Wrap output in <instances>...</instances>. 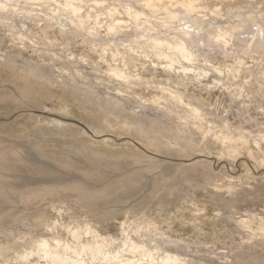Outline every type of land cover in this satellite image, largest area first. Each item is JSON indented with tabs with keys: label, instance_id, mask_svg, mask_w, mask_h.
<instances>
[{
	"label": "rangeland",
	"instance_id": "obj_1",
	"mask_svg": "<svg viewBox=\"0 0 264 264\" xmlns=\"http://www.w3.org/2000/svg\"><path fill=\"white\" fill-rule=\"evenodd\" d=\"M0 2V264H264V0Z\"/></svg>",
	"mask_w": 264,
	"mask_h": 264
},
{
	"label": "bare ground",
	"instance_id": "obj_2",
	"mask_svg": "<svg viewBox=\"0 0 264 264\" xmlns=\"http://www.w3.org/2000/svg\"><path fill=\"white\" fill-rule=\"evenodd\" d=\"M74 1V0H73ZM76 1V0H75ZM101 2V1H100ZM73 3V2H72ZM96 3V2H95ZM68 4V3H67ZM98 4V3H97ZM60 5V4H59ZM101 5V4H100ZM190 7H193V2H189V4H188ZM4 6H6L5 4H4V2L3 3H1L0 2V8H2V9H7V8H5ZM70 6H71V8L77 13V15L79 14L78 12H79V10L81 9V5L80 6H78V5H74V4H70ZM7 7V6H6ZM101 7V6H100ZM108 7V6H107ZM117 7V6H116ZM102 8H105V7H102ZM62 9V8H61ZM85 9V8H84ZM179 9V8H178ZM64 10V9H63ZM98 10V9H97ZM113 10V9H112ZM88 11V10H87ZM108 11V10H107ZM120 11H122V10H120ZM129 13H131L130 11L131 10H127ZM178 11H180V10H178ZM184 11V10H183ZM182 11V12H183ZM190 11V10H189ZM72 12V11H71ZM137 12V11H136ZM181 12V11H180ZM185 12V11H184ZM95 13V12H94ZM98 13V12H97ZM138 14V13H137ZM171 15H173V14H171ZM166 16H168V15H166ZM180 16H182V15H180ZM79 17V16H78ZM180 18V17H179ZM36 19V18H35ZM115 19V18H114ZM117 19V18H116ZM120 19V18H119ZM176 19V18H175ZM124 20V19H123ZM119 21H121V20H119ZM151 36V35H150ZM161 37V36H160ZM162 38V37H161ZM132 39V38H131ZM141 39V38H140ZM145 39V38H144ZM170 40V39H169ZM143 43H146V42H144V41H142ZM159 44H161V45H168V46H170V47H172V46H174V45H172L169 41H161L160 40V38H159V41H157ZM192 43V42H191ZM193 44V43H192ZM142 45V44H141ZM143 45H146L147 46V44H143ZM148 45H153V44H148ZM188 45H191V44H188ZM137 46V45H136ZM154 46V45H153ZM126 47V46H125ZM139 47V46H138ZM122 48V47H121ZM175 48H177V49H179L183 54H184V52H188L189 50H187V47L185 46V44L183 43V44H181V43H178L177 45H175ZM161 49V48H160ZM166 49V48H165ZM196 49V48H195ZM192 50V49H191ZM134 51V50H133ZM179 51V52H180ZM152 52H153V50H152ZM143 53V52H142ZM126 54V53H125ZM198 54V53H197ZM173 55H175V54H173ZM137 56V55H136ZM156 56V55H155ZM162 56V55H161ZM164 56V55H163ZM198 56V55H197ZM196 56V57H197ZM176 57H177V55H176ZM173 58V57H172ZM171 58V59H172ZM177 59H179V58H177ZM176 60V59H175ZM171 61V60H170ZM187 61V60H186ZM185 62V61H184ZM190 62V61H189ZM177 63H178V61H177ZM182 63V62H181ZM179 64V63H178ZM189 64V63H188ZM188 64H186L187 65V67H188ZM194 64V63H193ZM170 65H172V64H170ZM185 65V64H184ZM180 66V65H179ZM190 66V65H189ZM129 67V66H128ZM185 67V66H184ZM207 67V66H206ZM179 68V67H178ZM190 68V67H189ZM117 69H119V68H117ZM192 69H194V68H192ZM124 70V69H123ZM130 70V69H129ZM183 70H185V69H183ZM118 71V70H117ZM174 71H175V67H174ZM187 71V70H186ZM125 72V71H124ZM128 72H130V71H128ZM127 71H126V73H128ZM131 73V72H130ZM189 73V72H188ZM184 80V79H183ZM180 81V80H179ZM209 81V80H208ZM127 82V81H126ZM110 88V87H109ZM120 88V87H119ZM191 105V104H190ZM119 106V105H118ZM168 107V106H167ZM170 107V106H169ZM146 112V111H145ZM169 113V112H168ZM177 131V130H176ZM93 246H91V245H83V250L84 251H88L89 252V250H92V249H94V248H92ZM128 247V246H127ZM129 247L131 248V249H136V246L134 245V243L133 244H129ZM120 248H121V246H120ZM73 250V249H72ZM129 250V249H128ZM93 251V250H92ZM121 251V250H120ZM123 251V250H122ZM133 251V250H132ZM138 251V250H137ZM87 252V253H88ZM97 252V251H96ZM124 252V251H123ZM51 252H49L48 250H45V254H46V256H48L47 258H49L50 257V259L52 260V262H53V264H84V262H83V260H81V259H79V258H72V257H61V254H59V253H55V254H53V255H51L50 254ZM93 253V252H92ZM98 253L100 254V252L98 251ZM98 253H97V255H98ZM122 253V252H121ZM142 253V252H141ZM150 253V252H149ZM78 254V253H77ZM93 254H95V253H93ZM153 254V253H152ZM171 254V253H170ZM170 254H167L160 262H161V264H177L178 263V261H179V258H181V257H179L178 258V256H173L172 254L170 255ZM83 255V254H82ZM96 255V254H95ZM136 255V254H135ZM141 255V254H140ZM140 255H138V256H140ZM146 255V254H145ZM144 255V256H145ZM124 255L122 254H120V252L119 251H116V252H114V251H109L108 252V254L107 255H105L104 256V260L102 261V262H105V264H144V262H143V258L141 259V258H132V257H126V258H124L123 257ZM127 256V255H126ZM137 256V257H138ZM143 256V257H144ZM151 257V256H150ZM97 258H98V256H97ZM96 258V259H97ZM145 258V257H144ZM155 258V257H154ZM156 259V258H155ZM145 260V259H144ZM155 261V260H154ZM153 261V262H154ZM49 263V262H48ZM156 264V263H155Z\"/></svg>",
	"mask_w": 264,
	"mask_h": 264
}]
</instances>
